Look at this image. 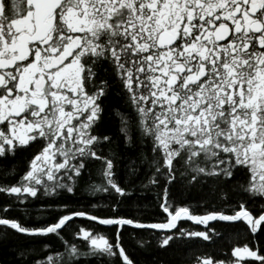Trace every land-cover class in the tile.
<instances>
[{
	"label": "snow or ice",
	"instance_id": "obj_1",
	"mask_svg": "<svg viewBox=\"0 0 264 264\" xmlns=\"http://www.w3.org/2000/svg\"><path fill=\"white\" fill-rule=\"evenodd\" d=\"M112 114L118 121L109 132L103 126ZM132 148L138 154L126 155ZM22 152L29 153L22 174L0 184L21 203L61 190L75 195L81 182L124 197L132 185L120 178L124 165L129 176L145 170L149 183L161 187L159 208L167 214L164 222H145L73 211L43 226L0 217V225L20 234L61 240L62 250L46 242L24 248L25 264L82 258L137 264L123 243L125 225L159 230L149 236L164 250L178 243L191 250L193 237L223 239L212 227L178 228L182 218L201 225L243 221L251 234L264 232V204L253 207L264 201V0H0L6 175L19 172ZM177 183L207 186L221 207L199 215L174 205L170 187ZM83 216L116 226L115 236L82 227L74 233L79 242L67 239V222ZM137 243L153 246L148 238ZM250 245L237 243L223 259L186 256L184 264H250L245 258L264 264V246Z\"/></svg>",
	"mask_w": 264,
	"mask_h": 264
},
{
	"label": "trees",
	"instance_id": "obj_2",
	"mask_svg": "<svg viewBox=\"0 0 264 264\" xmlns=\"http://www.w3.org/2000/svg\"><path fill=\"white\" fill-rule=\"evenodd\" d=\"M117 121L118 117L112 114L106 117L103 127L109 132H114ZM28 154V152H22L16 157L15 163L19 167V172L16 174L6 175V169L0 167V184L16 182L26 167L25 158ZM136 154H138V149L136 148L129 149L126 153V155L132 156ZM13 163L12 160L5 162L7 165ZM120 178L125 186H129L128 182L132 181V185L129 186L130 194L124 197L114 192H92L83 182H81L75 195L66 193L63 190L56 195H43L41 193L38 194V197L29 196L28 200L23 203L15 200V194L9 195L0 192V217L15 218L29 226H43L47 223L56 222L61 215L69 212L85 211L98 217L120 215L134 217L145 222H164L167 214L163 213L159 208L162 189L149 183L148 179L145 178V170H141L136 177H132L127 174L124 165H121ZM93 180L97 184L101 182L98 173L93 176ZM116 202L120 203V207L114 211L113 204ZM170 202L174 205H187L193 214L199 215H204L221 207L219 196L211 193L207 186L197 185L193 187L180 183L171 185ZM9 204L12 207L5 212L4 207ZM260 204H264V201L257 202L253 206L254 209L258 210ZM64 205H67V207L65 208ZM82 227L94 228L97 232L113 237L116 233V226L102 225L98 220L93 221L89 216H83L73 217L71 221L67 222L63 235L69 240L79 242L82 238H74V233ZM177 227L193 231H204L212 227L222 234L223 239L216 236L213 242L193 237L189 241L191 250L188 246L181 243L164 250L156 247L155 237L149 236V232L159 230H144L133 225H125L121 229L123 243L131 257L137 261V264H159V261H163V264H184L186 256L200 255L204 252L223 259L231 254L232 247L237 243L243 244L245 241H251L252 245L259 241L260 245L264 246V232L251 234L248 230L249 226L243 221L227 222L215 220L209 221L208 225H201L191 219L182 218L178 221ZM237 233L240 234L239 240L234 239ZM209 234L213 235L211 232ZM140 238L151 239L153 246L150 248L140 247L137 243ZM42 242L51 244L56 250H62L61 240L55 234H49L47 237L30 236L20 234L8 226L0 225V264H25L19 257V252L28 247L40 248ZM245 260L250 261V264H260L254 258H245ZM80 264H99V261L94 258H82ZM114 264H122V261L117 258Z\"/></svg>",
	"mask_w": 264,
	"mask_h": 264
}]
</instances>
